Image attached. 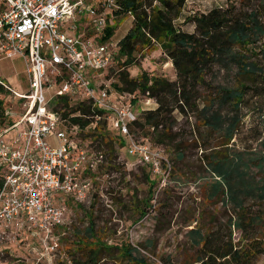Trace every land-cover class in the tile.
<instances>
[{
	"label": "rangeland",
	"instance_id": "obj_1",
	"mask_svg": "<svg viewBox=\"0 0 264 264\" xmlns=\"http://www.w3.org/2000/svg\"><path fill=\"white\" fill-rule=\"evenodd\" d=\"M154 3H158L157 0ZM214 7L218 8L219 15L241 18L249 29L246 39L230 43L224 32L226 26L215 30V37L213 35L211 38L215 50L208 59L207 55L197 60L181 55L188 67L205 62L202 71L204 82L196 86L187 85L184 91L191 97L189 103L198 102L199 108H191L182 96L183 91L172 93V89H164L162 93L166 94L164 102H161L149 92V88L131 90L121 78L122 71L128 73L130 78L146 73L148 76L164 77L176 85L181 84L183 79L178 75L172 58L166 55L158 43L139 48L134 60L128 65L123 64L124 57L118 59L115 55L110 69L103 73L112 90H115L112 83L118 80L125 98L137 96L133 110L145 129L142 131L135 126L133 131L169 157L170 170L165 182L160 186L156 183L150 186L149 180L145 178L147 167L136 162V158L128 154L124 146L115 142L116 158L106 157L97 174L100 178L90 200L94 206L80 204L69 208L65 224L56 229L59 237L56 249L44 255L39 254L40 244L31 236L6 241L0 243V264H72V258L81 257L76 247L75 233L82 234L90 218L99 238L118 245L124 242L131 244L141 251L149 264H194L201 253L200 244L191 239L194 231L205 238H215L213 242L220 250L222 247L223 250L227 248L229 242L236 244L239 240L241 230L237 228V223L264 240V195L243 188L240 198L244 209H240L226 183L230 176V182L234 183L236 176L233 173L222 176L209 164L212 163L209 162L211 157H215V162H234L241 158L243 163L250 165L248 184L260 185L264 181V83L259 77L264 71V0H185L178 10L180 15L173 12L172 23L180 31L199 38L198 44L203 46L204 53L212 52V46L201 38L193 17L206 14ZM133 19L131 12L110 18L115 27L110 37L116 46L115 54L120 39L133 25ZM256 24L260 25L262 31L254 34ZM223 43H229V50L227 54L220 55L217 48ZM240 60L251 63L247 68L254 73L241 71L236 62ZM0 78L20 93L28 89L24 64L18 56L0 60ZM241 83L249 88L236 114L232 104L221 103V91L223 86H240ZM195 91L197 93L193 94ZM212 94L214 101L210 100ZM1 98L3 108L8 107V100L11 99L14 105L9 115L0 112V127L16 121L19 116L17 112L20 111V102L12 98V94ZM160 104L164 106L165 127L172 134L171 141L167 138L161 142L153 139V127L147 124L150 119L146 112L155 111ZM207 104L213 105L215 118L219 120L215 130L210 122L199 116L200 109ZM211 112L208 110L207 114ZM229 116L238 121L232 138L227 139L226 128L231 126L229 121L233 120L228 119ZM107 130L111 137H115L111 129L107 127ZM213 153L215 156L211 155ZM258 162L263 163V168L258 166ZM149 189L154 191V197L148 196ZM144 200L151 205H141ZM142 207L145 215L140 217ZM254 217L258 220L249 226L248 223ZM100 264L132 263L115 255L102 259ZM253 264H264V252Z\"/></svg>",
	"mask_w": 264,
	"mask_h": 264
},
{
	"label": "built area",
	"instance_id": "obj_2",
	"mask_svg": "<svg viewBox=\"0 0 264 264\" xmlns=\"http://www.w3.org/2000/svg\"><path fill=\"white\" fill-rule=\"evenodd\" d=\"M118 8L117 0H0V60L21 58L28 81L20 93L0 78L20 102L18 119L0 127V243L31 236L39 254L50 253L58 246L56 229L66 222L68 202L90 204L93 197L105 156L86 144L87 127L68 126L51 108L59 94L100 109L91 126L105 121L156 185L165 182L169 157L131 130L138 121L133 102L103 75L116 46L100 37ZM8 105L5 115L12 99Z\"/></svg>",
	"mask_w": 264,
	"mask_h": 264
},
{
	"label": "trees",
	"instance_id": "obj_3",
	"mask_svg": "<svg viewBox=\"0 0 264 264\" xmlns=\"http://www.w3.org/2000/svg\"><path fill=\"white\" fill-rule=\"evenodd\" d=\"M184 1L185 0H157L158 3H154V0H117L119 8L114 11V15L131 12L134 16V21L128 32L122 39H120L115 55H117L118 59L124 57L123 64L128 65L134 60L135 52H137L139 48L150 46L153 43L160 44V46L165 50L166 55L172 58L173 63L178 70V75L183 79L181 84L176 85L175 82L169 81L164 77L148 76L146 73H141L139 77L130 78L128 77V73L122 71L121 78H124L123 81L131 90H144L149 88V92L156 95L158 100L161 102H164L166 94V92L162 93V90L172 89V91H170L172 93L183 91L182 96L191 108H199L198 102L193 101L192 103H189L191 102V97L185 94L184 91L187 85L196 86V84H202L204 82L202 71L204 70L205 62L196 63L193 66L188 67L185 65L181 55H183V57L188 56L190 60H192V57H194L195 60H197V58L203 59L206 58L207 55L208 59L209 55H212L215 50V44H211V38L215 37V30H221L226 26L224 32H226L228 36L227 42L230 43L234 41L239 42L238 40L240 39H246L249 28L245 25L241 18L234 17L233 15H219L217 7L212 8V10L206 14L194 16L193 19L201 32V38H204L206 42L212 46V52L204 53L203 46H199L198 44L199 38H196L194 34H188L180 31L175 28L172 23L173 12L176 11V14L180 15L178 10L181 8ZM114 28L115 27L113 25H108L100 37L101 40L109 39L114 32ZM260 31H262L260 25L256 24L255 30L253 31L254 34H257L256 32ZM262 34H264V32H262ZM229 43H223L222 46H218L217 49L220 55L227 54L226 52L229 50ZM236 62L239 64L241 71L245 70L254 73L252 69L247 68L251 65V63L241 62V60ZM261 72L262 73L259 74V77L264 83V71ZM112 85L118 92L123 91L118 80L114 81ZM180 86H182V89ZM262 87L264 89V86ZM248 88L249 87L243 83H241L240 86H223V91H221L223 92L222 99L220 100L221 103L232 104V107L235 109V113L237 114L239 112V105L243 102ZM196 93L197 91L193 94ZM8 94L9 91H7L0 83V112L2 111L4 114L8 107L3 108L4 104L1 97L5 95L7 96ZM210 96V100L214 101L215 98L212 97L213 94ZM136 97V95L132 96L131 102L134 103ZM51 108L58 113V116L61 119H64L68 126L77 124L82 129L87 127L88 132L85 136L87 140L86 144L96 150H101L105 158H116L115 142L119 146H124L125 140L123 137L117 135L116 133L115 137L117 138L109 135L105 121L101 120L98 124L91 126L90 123L93 116L96 113H101L102 111L93 107L90 101L59 94L55 100L52 101ZM208 110H212L210 115L207 114ZM163 112L164 106L162 104H160L155 111L148 110L146 112V116L148 115V118L150 119L147 124L150 125H148L149 127H153L152 138L160 142L164 141L165 138L169 141L172 140V134L170 131H166L164 119L165 115ZM200 113V119L202 118L205 121L210 122L215 130V124L219 123V120L215 118L213 105H205L200 109ZM79 114H84L86 116H81ZM227 118L233 119L232 122L229 121L231 126L226 128L227 139H230L233 136V131L235 130L238 120L233 116H229ZM135 126L142 129V131L145 129V125L141 121H137L135 125L131 127L132 131ZM101 146L104 148H101ZM211 155L215 156V153ZM211 159L212 160L209 162L212 163L209 164L216 173L221 174L222 176H227L233 173L234 176H236L234 183L230 182L231 176L226 180V183L229 187L228 190L232 193L231 196L237 201V206L240 209H244L240 198V193L243 188L253 190L258 193L260 192L264 195V181H262L260 185L248 184L249 181H247V175L250 165L248 163H243L241 158H237V161L234 162L230 160L215 162V157H211ZM257 164L260 168H263V163L258 162ZM147 171L151 175V172L149 170ZM148 172L145 173V178L149 180L150 186H153L157 183V179L152 175L151 176L153 178H150ZM2 174L3 172L0 169V181L2 179ZM216 184L220 185V182H217ZM213 186L215 188V184H213ZM148 193V196L152 195L153 197L154 191H152V189H149ZM80 204L81 203L68 202L70 208ZM148 204L149 202L144 200L141 205L145 206ZM89 206L93 207L94 203H90ZM144 215L145 210L142 207L140 210V217ZM245 215L247 216L246 213ZM256 220H258L257 217L252 218L248 223L249 226H252ZM237 228L241 230L239 240L236 244L229 242L227 248L224 250L223 247L220 250V247L214 244L215 242L213 241L215 238H205L199 234V232L194 231L195 236L193 235L191 239L195 243L200 244L201 252L194 264H253L257 257L264 252V240L256 234L249 233V231H247L248 229L242 228L239 223H237ZM81 233L82 234H80V232L75 233V236L77 237L76 247L79 248L81 257L72 258V264H100L102 259L111 256L113 257L115 255L118 256V258L125 259L128 263L149 264L141 251L131 244L124 242L118 245L115 242L108 243L99 238L95 232L94 224L91 218L88 225Z\"/></svg>",
	"mask_w": 264,
	"mask_h": 264
}]
</instances>
